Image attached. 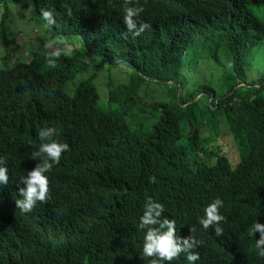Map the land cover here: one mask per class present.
Here are the masks:
<instances>
[{
  "label": "trees",
  "instance_id": "obj_1",
  "mask_svg": "<svg viewBox=\"0 0 264 264\" xmlns=\"http://www.w3.org/2000/svg\"><path fill=\"white\" fill-rule=\"evenodd\" d=\"M261 4L130 0L151 26L133 37L124 35L123 0H0V157L8 169L0 264H148L137 224L149 198L164 206L161 218L175 220L178 237L194 229V264H264L259 234H248L255 220L264 224V23L252 14ZM41 8L54 12L50 38L80 49L47 51L39 42L26 61L12 58L10 27L20 33L24 14L42 24ZM118 66L127 81L110 78L101 102L94 80ZM150 85L162 93L151 96ZM42 127L58 128L54 138L68 151L46 173L47 201L21 213L17 182L40 162L31 153ZM216 197L220 236L197 223ZM171 264H187L184 254Z\"/></svg>",
  "mask_w": 264,
  "mask_h": 264
},
{
  "label": "clouds",
  "instance_id": "obj_2",
  "mask_svg": "<svg viewBox=\"0 0 264 264\" xmlns=\"http://www.w3.org/2000/svg\"><path fill=\"white\" fill-rule=\"evenodd\" d=\"M129 4L130 0H123L121 23L125 28L124 35L130 33L135 37L151 26L139 19L142 8L129 6ZM66 14L70 15V10H66ZM252 14L259 24L264 23V4L253 7ZM39 18L45 27H52L56 23L53 10L41 8ZM57 43L59 41L50 39L45 42L44 47L47 49ZM52 54L59 55L60 53L57 51ZM37 135L41 143L31 153V156L33 160L39 159L40 162L26 175L21 176L17 182V195L20 198L15 200V206L21 213L30 212L37 202L43 204L47 201L49 188L46 173H49L53 166L59 163L61 153L68 151L67 143L59 142L54 138L59 135L58 128L42 127ZM7 173L8 169L5 166L4 158L0 157V185L7 183ZM150 180L155 182V177H151ZM222 207L223 201L219 197L212 199L204 207L203 215L197 218L199 226L204 230L211 226L213 233L220 236L223 233L220 225L225 220V217L219 212ZM142 208L137 227L144 232L141 253L144 257L149 258L148 264H166V262L171 264L181 253L184 254L187 264H194L199 260V254L193 249L198 247L201 241L191 235L194 229H189L190 235L181 239L175 234V220L161 218V213L164 211V206L161 203L154 202L149 198ZM254 233L259 234V238L254 241L255 253L258 257L264 258V224L257 223L256 220L252 222L248 226V234L253 236Z\"/></svg>",
  "mask_w": 264,
  "mask_h": 264
},
{
  "label": "rangeland",
  "instance_id": "obj_3",
  "mask_svg": "<svg viewBox=\"0 0 264 264\" xmlns=\"http://www.w3.org/2000/svg\"><path fill=\"white\" fill-rule=\"evenodd\" d=\"M13 15L16 14L15 11L12 12ZM29 17L27 14H24V24H20L18 27L21 29L20 33L18 32V30L15 27H10V33L12 34V36L10 37V42H9V46L8 49L9 51L13 52V56L12 58H18L21 57L22 55H24V60L26 61L27 57L29 56V50L38 46L39 42H41V44L45 45V42L50 40V35L47 33L45 26L43 24H40L38 22H32V21H28ZM263 22H264V18H263ZM17 23H19V20H17ZM57 40V39H55ZM59 41V40H57ZM62 48L64 49L66 52H71V51H75L80 49V44H78L75 41H65V42H60L53 45L50 48H45L47 51L49 50H56L57 48ZM4 49L1 44H0V59L3 56L4 53ZM240 51L245 49V46H240L239 47ZM204 60H208V59H204ZM198 65L200 66H208L209 64L207 62H200L198 63ZM1 68V67H0ZM127 69L123 66H118L117 68L113 69V70H108L107 68H104V70L102 72H100L95 80H94V84L98 89V93L100 95V101L102 102L103 100H105L106 98V93H107V89H108V83H109V79L111 78L114 83H121V82H125L127 81ZM88 75V74H87ZM162 88L158 87L156 88L155 85H150L149 86V90L148 93L151 96H158L162 93ZM135 115V112L132 111L131 114L129 115V117ZM151 122H149L148 124H143V128H145L146 126H149ZM206 129V134L209 136V139L213 138V131L211 129H209L208 125L204 126ZM184 129V128H183ZM184 131H187L186 129H184ZM210 132V133H207ZM205 133H202V135H204ZM219 139V137L217 138ZM212 146H214V144H211L209 146H207V149H211ZM231 159H235L236 155L235 152L232 151L229 153ZM212 162L215 163V160H212Z\"/></svg>",
  "mask_w": 264,
  "mask_h": 264
}]
</instances>
